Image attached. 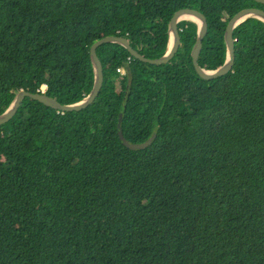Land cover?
I'll return each mask as SVG.
<instances>
[{
  "label": "trees",
  "instance_id": "trees-1",
  "mask_svg": "<svg viewBox=\"0 0 264 264\" xmlns=\"http://www.w3.org/2000/svg\"><path fill=\"white\" fill-rule=\"evenodd\" d=\"M247 7L264 10L253 0H0V114L42 85L61 104L82 100L90 49L106 36L161 58L183 8L207 17L199 64L215 70L229 21ZM179 29L164 65L100 46L104 79L86 109L26 97L0 126V264H264V22L235 29L233 70L214 80L193 64L197 23ZM119 119L129 143L151 145L126 147Z\"/></svg>",
  "mask_w": 264,
  "mask_h": 264
},
{
  "label": "water",
  "instance_id": "water-1",
  "mask_svg": "<svg viewBox=\"0 0 264 264\" xmlns=\"http://www.w3.org/2000/svg\"><path fill=\"white\" fill-rule=\"evenodd\" d=\"M257 3L264 4V0H253ZM190 17V18H186ZM250 18H256L264 22V10L257 7H247L238 11L229 21L226 30H225V43H226V60L225 63L215 70L205 69L199 64V58L202 52L203 43L208 35L209 31V22L204 13L195 8H183L175 12L173 15L170 24H169V46L166 53L158 59H149L146 58L140 50L134 48L129 39L121 36H106L97 42H95L90 49L91 57V66L93 69V85L92 89L88 95H86L82 100L72 103V104H61L55 99L45 95L44 93H29L23 90H20L14 97L11 104L8 108L0 114V126L8 123L19 111L20 106L23 100L28 97L32 100H35L46 107H49L57 111L65 112H77L83 109H86L90 106L98 94L100 93L103 79H104V68L103 64L97 54V49L106 44H118L123 46L130 55L140 60L141 62L152 64V65H164L169 63L178 53L181 46V35L179 24L184 20H191L197 23L198 25V35L195 45L192 50V59L195 70L197 74L204 80H214L219 77L227 75L233 70L235 64V38L234 31L241 25L243 22ZM121 119L118 121L117 132L118 137L121 139L126 147L132 150L144 149L151 145L153 138L147 140L143 144H131L123 137L122 130L120 127ZM155 138V136H154Z\"/></svg>",
  "mask_w": 264,
  "mask_h": 264
},
{
  "label": "built area",
  "instance_id": "built-area-1",
  "mask_svg": "<svg viewBox=\"0 0 264 264\" xmlns=\"http://www.w3.org/2000/svg\"><path fill=\"white\" fill-rule=\"evenodd\" d=\"M130 60H131V58H129V63H127V65H124L123 67L118 68L119 73H121L123 75L127 74L128 66L131 62ZM39 90H40L39 93H44L46 90V85H42Z\"/></svg>",
  "mask_w": 264,
  "mask_h": 264
},
{
  "label": "bare ground",
  "instance_id": "bare-ground-1",
  "mask_svg": "<svg viewBox=\"0 0 264 264\" xmlns=\"http://www.w3.org/2000/svg\"><path fill=\"white\" fill-rule=\"evenodd\" d=\"M186 18H190V17H186Z\"/></svg>",
  "mask_w": 264,
  "mask_h": 264
}]
</instances>
